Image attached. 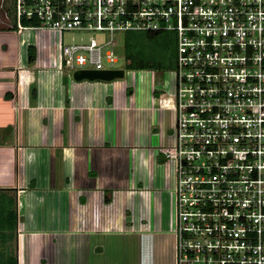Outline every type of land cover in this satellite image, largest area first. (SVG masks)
I'll list each match as a JSON object with an SVG mask.
<instances>
[{
    "label": "crops",
    "instance_id": "1",
    "mask_svg": "<svg viewBox=\"0 0 264 264\" xmlns=\"http://www.w3.org/2000/svg\"><path fill=\"white\" fill-rule=\"evenodd\" d=\"M1 13L6 264H40L34 250L41 243L50 245L42 259L49 264H96L101 235L171 233L173 173L159 148L172 142L175 117L164 83L154 86L151 70H140L133 86L75 80L73 72L57 69L58 45L48 31H42L41 55L29 62L34 30H17ZM81 252L87 257L79 262Z\"/></svg>",
    "mask_w": 264,
    "mask_h": 264
},
{
    "label": "built area",
    "instance_id": "2",
    "mask_svg": "<svg viewBox=\"0 0 264 264\" xmlns=\"http://www.w3.org/2000/svg\"><path fill=\"white\" fill-rule=\"evenodd\" d=\"M14 20L57 35V69L71 72L118 69L116 32H172L175 121L159 150L173 173L174 264H264V0H14ZM65 31L109 38L64 44Z\"/></svg>",
    "mask_w": 264,
    "mask_h": 264
},
{
    "label": "rangeland",
    "instance_id": "3",
    "mask_svg": "<svg viewBox=\"0 0 264 264\" xmlns=\"http://www.w3.org/2000/svg\"><path fill=\"white\" fill-rule=\"evenodd\" d=\"M3 11H6L10 17L14 19V0H0V14H2V16L3 13L1 12ZM33 33L36 35V39H33V42L36 41L34 47L36 57V55H41L42 49L40 39L43 40V33L42 31H33ZM123 34L124 32H116L114 34V43L111 45V49L117 56L115 67H123L126 70ZM91 36L100 43H104L109 38L107 32L65 31L63 32L62 40L64 44H70L73 42H80L81 40L88 41ZM56 38L57 35L53 36L52 42H55ZM108 48H110V46H108ZM140 72L141 71L136 70H126L125 76L120 78V80L123 83L125 82L133 86L136 80L138 81V79H140ZM150 72L154 76V86L164 83L165 78L163 72L154 70ZM99 240L100 242L96 247L97 250L95 249L96 264H174V234L172 232H164L163 234L157 235L153 233H133L132 235L127 234L126 237H108V235H101L99 236L98 241ZM49 246L50 245L44 246L43 243H41L36 248L37 250H34V253H37L35 255L38 258V263L49 264L48 261L50 260L46 262L42 261V259H47ZM114 251L116 253L113 257ZM56 253L57 252H55V254ZM85 256L86 255H83L81 252L79 255V262H82ZM90 259L92 260L94 257L90 256Z\"/></svg>",
    "mask_w": 264,
    "mask_h": 264
},
{
    "label": "trees",
    "instance_id": "4",
    "mask_svg": "<svg viewBox=\"0 0 264 264\" xmlns=\"http://www.w3.org/2000/svg\"><path fill=\"white\" fill-rule=\"evenodd\" d=\"M24 25L36 24L34 19H23ZM14 27H16L14 25ZM124 59L126 70H154L165 71L173 69L175 59V36L169 31L146 32V31H125ZM35 58V50L32 45L28 46V61L32 62ZM2 212V209H0ZM0 222V230H3ZM12 229V226H11ZM5 241L3 238L0 242ZM0 249V264H6L8 256L3 255ZM5 256V257H4Z\"/></svg>",
    "mask_w": 264,
    "mask_h": 264
},
{
    "label": "water",
    "instance_id": "5",
    "mask_svg": "<svg viewBox=\"0 0 264 264\" xmlns=\"http://www.w3.org/2000/svg\"><path fill=\"white\" fill-rule=\"evenodd\" d=\"M72 77L75 80H101L112 81L124 77V69H77L73 71Z\"/></svg>",
    "mask_w": 264,
    "mask_h": 264
}]
</instances>
